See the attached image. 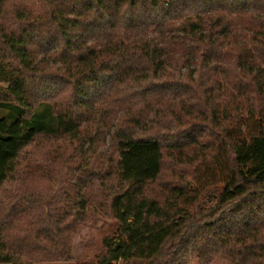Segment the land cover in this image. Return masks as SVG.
Instances as JSON below:
<instances>
[{
	"label": "trees",
	"instance_id": "trees-1",
	"mask_svg": "<svg viewBox=\"0 0 264 264\" xmlns=\"http://www.w3.org/2000/svg\"><path fill=\"white\" fill-rule=\"evenodd\" d=\"M42 1L0 24V263L70 256L54 222L31 243L12 231L30 196L10 183L39 134L76 142L85 165L104 158L117 176L124 264H186L234 243L263 257L256 216L228 227L264 205V0ZM207 191L215 204L192 209Z\"/></svg>",
	"mask_w": 264,
	"mask_h": 264
},
{
	"label": "rangeland",
	"instance_id": "rangeland-1",
	"mask_svg": "<svg viewBox=\"0 0 264 264\" xmlns=\"http://www.w3.org/2000/svg\"><path fill=\"white\" fill-rule=\"evenodd\" d=\"M28 1L7 0L0 24L6 28L13 26L16 19L12 12L26 6ZM34 2L37 6L48 7L42 0ZM42 16L44 26L41 27L40 34L45 36L50 31L46 26L47 16L44 13ZM54 35L57 36V31ZM105 163L106 160L101 158L98 162L85 165L76 142L64 138H47L41 134L23 150L15 179L10 185H20L28 191L30 197L22 204L24 211L17 215L12 227L16 241L23 239L31 243L37 240L45 223L54 222L65 228L63 233L69 242L70 256L63 259H57L56 255L47 256L45 259L43 256H37L38 259L25 257L22 264H100L102 258L105 263L124 264L116 259L115 246L128 236L123 232L119 220L112 214L111 208V199L117 191L119 181L105 167ZM169 164L170 161L166 160L161 176L164 182H169L172 178ZM4 187L5 185L0 187V192ZM80 191L81 196L78 195ZM216 199L217 193L207 191L192 209L195 210L198 205L209 208L215 204ZM81 200L88 202L84 211L79 207ZM252 215L256 216L253 223L260 226L264 224V205L262 209L258 207L252 213L238 215L228 229L240 230L246 225L244 217ZM203 239L201 237L198 242L205 244ZM239 248H242L241 244L234 243L233 247H221L216 253L202 249L203 253L194 252L188 257L186 264H243L244 261L250 263L253 260L255 264H264V256L252 258L238 255ZM34 254L41 255L40 251ZM125 264L145 263L131 261Z\"/></svg>",
	"mask_w": 264,
	"mask_h": 264
}]
</instances>
